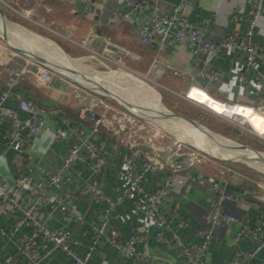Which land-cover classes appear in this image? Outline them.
<instances>
[{"label": "crops", "instance_id": "crops-1", "mask_svg": "<svg viewBox=\"0 0 264 264\" xmlns=\"http://www.w3.org/2000/svg\"><path fill=\"white\" fill-rule=\"evenodd\" d=\"M254 1L250 0V2L246 1V3L240 4V2L234 0H187L186 3L182 0H142V9L138 14H133L129 10L120 7L118 0H50L42 4L39 16L45 20L49 28L62 27L67 36L74 39L88 38L87 47L93 51L102 53L107 46L106 42H110L108 47L112 51L111 58L124 60L125 65L131 71L151 79L155 83L152 86L155 85L154 87H157L156 90L160 93L171 96H175L174 94L186 96L189 95L190 88L193 86L203 90L195 89L190 94L194 99L197 98V100L204 102L203 100L209 96L211 100L208 104L229 102L247 108L264 118L262 112L264 107V81H258V73L264 77V0L262 17L253 38L255 46L259 50L255 69L246 65L245 57L240 47L238 48L252 18L251 2ZM175 6H180L186 18L204 32L206 41L222 45L230 34L238 36L236 48L223 47L220 55L211 65L212 69L218 70L221 80L212 83L206 81L204 63L201 58L193 57L190 47H180L178 45L160 47L157 44L143 45L140 42L139 29L148 16L155 11L167 12ZM233 11L237 14L236 19L231 14ZM13 26L26 34L41 39V37L26 30L25 27L15 24ZM1 35L3 40L8 42L17 40V36L11 34L10 30H8V36H4L2 31ZM58 38L61 40L60 37ZM23 40L27 43L26 50L21 47L20 49L17 47L6 49L0 46V63H6L14 57V65L20 68L24 65L25 60L17 54H23L29 59L43 63L45 59L40 60L36 58L37 55L29 51L35 49L33 45H30L29 41ZM54 43L58 45L57 42ZM59 44L62 45L61 42ZM66 44L68 47H64L66 50L68 49L67 51L63 47L61 48L68 55L70 54L72 58L74 56H85L86 53L90 54L89 51L76 46L75 43L66 42ZM54 49L61 54L56 48ZM61 56L64 57L62 54ZM44 62H47V60ZM31 66L29 68L34 69ZM52 67L59 72V75L62 74L66 78L67 74L69 78L61 79L60 76H55L48 86L41 88L37 84L36 76L32 74L11 94L15 95L9 100L12 109H18L17 96L31 97L36 100L38 107L43 109L41 112L49 116L46 129L38 139L29 142L22 153L9 150L7 157L1 162L0 172L9 178L11 186L16 184L20 174L33 168V166L39 165L50 172H56L62 166L63 159L68 154L74 138L70 137L64 140L58 137V131L66 129L61 117L66 116L73 123H78V110L96 99V96L86 95L87 93L78 91L74 87L76 81L70 66L65 72L58 70L56 65H52ZM82 67L87 69L83 65ZM112 67L111 70L116 76L127 75L126 77H129V80L135 85L145 87L140 80L130 78L128 74H123L124 72L118 66L113 65ZM172 68H178L186 72V78L181 79L174 76L171 73ZM69 71L71 74L68 73ZM108 73L109 71L105 70L101 74ZM241 73L246 75L244 83L238 81V76ZM6 79L7 74L0 67V94L6 91ZM102 88H106L111 95L117 94L116 92L119 95L124 93L111 88L108 84ZM114 97L118 98L119 101L122 100L120 99L121 96L115 95ZM177 99L182 100L184 103H191L188 99L178 97ZM176 101L178 100L171 99L172 104H176ZM111 104L116 106L113 102ZM169 110L173 112L171 109ZM173 110L175 111L177 108L174 107ZM21 116L24 117L23 114ZM136 120V118H130L131 127L135 126ZM226 121L230 123V121ZM253 123L257 125L259 118L253 119ZM82 125L87 131L89 130L86 123ZM134 129H127L123 135L127 142L130 141L129 145L119 144L107 132L100 134L99 140L104 143V149L100 154L103 163L100 174H92L87 166L79 163L70 171L74 178L72 185L66 186L62 190L51 188L65 200L73 215L72 223L66 226L58 212L51 216L43 215L41 212L37 214L39 218L45 219L52 229L65 227L70 229L72 231L71 247L79 255H83L90 245L92 229L98 225V213L106 208L108 204L86 197L68 198L66 197L68 190L82 189L89 184L97 183L106 196L115 198L122 192L126 184L125 180L121 178L124 170V155L128 152H138L139 155L136 160L138 165L141 166L145 161V157L151 155L152 144L164 149L161 155L164 161L173 163L170 157L175 152V143L168 142L160 135H156L155 139L149 141L148 132L136 133ZM3 131V128L0 127V151L6 148L2 139ZM242 132L238 127L237 131L235 130L238 138L239 136L245 138ZM246 137L256 145V149L251 147L249 143L237 142V144L251 147L264 157V139L247 132ZM134 141L142 144L135 149L133 148ZM197 152L199 154L198 162L186 169L184 174L191 182L190 192L187 194H172L165 198L163 202V209L172 220L170 229L165 230L164 233L168 238H172L173 234L178 235L187 247L198 246L201 243L199 231L207 225L205 216L209 208V200L214 195L212 191L213 179L237 186L241 189L240 192H227L225 187L221 185L227 193L233 194L236 198L224 201L223 209L226 213L235 216L237 222L226 227H214L212 245L206 257L202 260V264H231L237 253L247 252L253 248V244L247 236H243L239 240L236 239V234L241 226H249L250 229L254 230L261 222H264V162L257 157L254 160L256 159L259 162H255L253 168H244L245 166L242 164L239 165L228 159H218L210 156L211 154H207L205 150ZM247 157H249V160L252 159L250 156ZM228 170L234 172L240 179L230 178L229 173H227ZM78 171H81V174H78ZM191 171H195L205 176V178L200 176L193 179L190 176ZM165 177V173L160 172L152 176L151 180L163 184ZM147 187H150L149 183ZM28 189L29 199L34 200V189L32 186H28ZM20 217H22L21 212L15 210L6 196L0 193V264H6V259L15 256L19 248L32 236L33 229L29 225H25L18 232H14V222ZM179 218L185 220L188 226L181 228L178 225ZM110 227L117 232L122 240L136 236L146 238L149 243V253L157 251L165 254L168 261L173 264H185L186 262V259L180 256L178 252L167 251L164 244L157 241V227L143 211L136 210L130 200H125L123 204L112 211ZM45 244V248L41 246V242L38 241L37 244L39 251L46 255L39 264H72V259L65 253L54 250L53 245L48 242ZM135 250L141 252L142 247L139 245ZM48 252L50 254L47 255ZM24 263L25 259L23 258ZM89 264H162V262L126 259L108 241L102 240ZM249 264H264V251Z\"/></svg>", "mask_w": 264, "mask_h": 264}, {"label": "built area", "instance_id": "built-area-1", "mask_svg": "<svg viewBox=\"0 0 264 264\" xmlns=\"http://www.w3.org/2000/svg\"><path fill=\"white\" fill-rule=\"evenodd\" d=\"M46 1L50 0H0V8L4 11L5 15L6 12L10 11L17 18L38 26H47L45 20L39 17V10ZM234 1L240 2V4H244L246 1L250 2V0ZM182 2L186 3L187 0H182ZM118 4L133 14H138L142 9V0H118ZM251 5L252 18L242 38V43H240L238 48L240 47L245 57L246 65L249 68L255 69L259 50L255 46L253 38L262 17L263 0H255L251 2ZM231 14H233L235 19L237 18V14L234 11ZM51 29L55 35L66 40V42L75 43L76 46L89 51L95 59H103V61L105 60L111 65L118 66L130 78L140 80L145 86L150 87L152 84H155L151 79L131 71L125 65L124 60L111 58L112 51L108 47L110 42L107 41V46L104 51L99 53L87 47L88 38L82 40L74 39L67 36L62 27H52ZM204 37V32L186 18L180 6H175L167 12H152L139 29V40L143 45L153 43L160 47L168 45L190 47L193 57L201 58L204 63V77L206 81L208 83L217 82L221 80L220 73L218 70L212 69L211 65L220 55L223 47L230 49L236 48L238 36L236 34H230L222 45L206 41ZM17 55L22 56L25 60L24 65L20 68L14 65V57L6 63H0L1 69L7 74L5 81L6 91L0 94V127L4 130L2 139L6 146L5 149L0 151V164L7 157L9 150L22 153L29 142L38 139L46 129L47 119L49 117L39 110L36 101L31 97L17 96L18 109H12L9 105V100L11 97H15V95H11L13 90L18 88L32 74L36 76L37 84L41 88H45L52 82L55 76H59L58 73L54 72L53 68L51 69L46 64L29 59L23 54ZM30 66L34 69H30ZM88 71L92 76L95 75L97 77L99 75L97 71L90 68ZM171 73L181 79H185L187 76L186 72L178 68H172ZM238 81L239 83H244L246 81V75L244 73L239 74ZM258 81H264V77L259 73ZM74 87L78 91L85 93L90 91L94 93L92 95L96 96V99L89 105H84L78 110V123H73L66 116L61 117V121L66 125V129H60L57 133L58 137L64 140L70 137L74 138L73 143L69 147L68 154L63 159L62 166L56 172H50L39 165L33 166V168L20 174L16 184L12 186L10 185L9 178L0 172V193L5 195L13 208L22 214V217L16 219L14 222V232H18L25 225H29L33 229L31 238L19 248L15 256L6 259V264H23V258L25 259L24 264H39L46 255H43L39 251L37 247L38 241L41 242V246L44 248L46 247L45 243L48 242L53 245L54 250L65 253L72 259V264H89L102 240L108 241L126 259L142 260L145 262L156 260L162 262V264H173L168 261L165 254L157 251L149 253V243L146 238L136 236L122 240L119 238L117 232L110 227L112 211L123 204L125 200H130L136 210L143 211L147 218L152 220L157 227L156 239L158 242L164 244L167 251L178 252L180 256L186 259L185 264H202L203 258L206 257L212 245L214 227H226L237 222L235 216L226 213L223 209L224 201L236 198L233 194L227 193L219 183L214 182L212 186L214 195L209 200V208L205 216L207 225L199 231L201 243L198 246L187 247L178 235L173 234L172 238L165 236L164 231L170 229L172 224V220L168 217L167 212L164 211L162 206L165 198L172 194H187L192 188L191 182L184 174L186 173V169L198 162L199 154L195 152V146L190 144L181 145L174 140L176 144L174 153H186L189 160L187 166L164 161L160 155L161 152H164V149L153 144L151 145V155L145 157V161L141 166L138 165L136 160L139 155L138 152H128L125 154L123 157L124 170L121 178L125 180L126 184L122 192L115 198L106 196L97 183L89 184L82 189L67 191L66 197L68 198L77 199L79 197H86L108 204L106 208H103L98 213V225L93 227L91 243L83 255L77 254L72 249V231L70 229L67 227L52 229L48 226L45 219L39 218L37 215L39 212L47 216L58 212L62 220L66 223V226L73 222V215L65 200L58 193L51 190V188L62 190L66 186L72 185L74 178L70 174V171L79 163L87 166L92 174L97 175L101 173L103 163L100 154L104 149V143L99 140L100 134L107 132L116 142L122 145H129L123 135L127 129L132 130L133 128H135L136 133L148 132L149 141L155 139L156 135L160 134L172 139L164 130H156L152 125L145 124L141 120L143 118L141 115L147 111L144 112V110L133 105V107L137 108V111H135V108H128L116 97H110L108 94H103L94 89H86L79 84ZM154 88L152 90L156 94L157 102L164 108L162 104L163 97L156 90L157 88ZM159 89L162 90L161 88ZM195 89L201 90L191 86L189 95H174L178 98H184L190 100V102L198 103L190 99L192 97L190 94ZM108 99L119 103L124 110L111 104V101ZM120 99L123 98L120 97ZM221 104L227 107V109L237 106L229 102ZM262 112L264 114V107L262 108ZM22 114L24 117L21 116ZM131 117L137 119L134 127H131V123H129ZM165 120L167 121L166 118ZM85 123L89 127L88 131L83 128L82 124ZM148 127L156 131L151 133L152 131ZM249 131L264 139V129L258 131L255 127H252ZM141 144V142L134 141L133 148L137 149ZM160 172H164L166 175L163 184L151 180L152 176ZM227 173H229L230 178L235 180L240 179L230 170ZM78 174H81V171H78ZM148 183L150 187H147ZM28 186H32L34 189V200L29 199ZM178 225L184 228L188 226V223L179 218ZM243 236L249 238L253 244V248L247 252L237 253L231 264H249L264 251V222H261L254 230L250 229L249 226L242 225L236 234V239L239 240ZM139 245L142 247L141 252L135 250ZM48 254L50 253L48 252Z\"/></svg>", "mask_w": 264, "mask_h": 264}, {"label": "rangeland", "instance_id": "rangeland-1", "mask_svg": "<svg viewBox=\"0 0 264 264\" xmlns=\"http://www.w3.org/2000/svg\"><path fill=\"white\" fill-rule=\"evenodd\" d=\"M6 15H7V18L9 21H11L12 23H14L17 26L20 25L22 27H25L26 30L31 31V33L41 37V39L36 38L34 36H31L28 33L26 34L22 30L17 29L16 26L14 27L13 25L9 24L10 26H7V28H8V30L11 31V34H14L15 36H17L16 37L17 40L9 41V42L6 40H3V38H2L3 36L1 35L2 26H1V22H0V42H1L0 46H2V48L4 47L7 49L8 47L10 48V46H11V47H17L19 49L21 47V48H24L26 50L27 43H25L23 40V39H25V40L29 41L30 45H33V48H35V49L29 50V51L31 53H33L34 55H37L36 58H38L40 60H43V59L47 60V62H44L45 61L44 60L43 63L46 64L48 67L51 66L50 67L51 69L53 68L52 65L59 66V65H63V64L68 63L67 65H69L72 68V72L74 73L73 74L74 79L79 81L80 83L86 82L83 84L90 85V86H92V85L96 86L98 83L108 84L111 88H113L117 91H120V92L123 91L124 93L120 95L123 99H125L131 105H134V106L138 107L139 109L144 110V112L145 111L148 112V113L145 112V114L141 115L143 117L141 120L145 124L147 123L148 125L149 124L152 125L156 130L157 129L169 130V131H173L177 134L181 133L185 137L189 136V135H187V133H185L181 129V127L179 126L178 123L174 124V122H170L168 120L166 121L165 118L161 117L162 116L161 114H160L161 116L158 115L159 113L157 114L156 111H158L157 110L158 107L160 109L162 107L157 102L156 94L153 92L152 89H149L146 86L144 87L143 85L142 86L141 85H135L133 82H131L129 80V77H126L127 75H123L122 77L116 76L114 74V72H110V71H112L111 68H113L112 67L113 65L109 64L105 60L103 61V59H101V60L95 59L90 54L86 53L85 56L83 55L80 57L74 56L75 58L73 57V59H75V61H77L79 64L74 62L73 60L68 58L66 55H63L61 53L64 56V57H62L61 54H59L54 49L53 46L48 44V42H52V43L57 42L60 47H62V45H64L65 47L66 46L68 47V45L66 44V40H64L62 38L60 40L55 35V33L52 32L51 28H49L48 26H45V25L38 26V25L32 24V23L25 21V20L23 21L22 19L13 16L12 12H10V11L6 12ZM13 17H14V19H12ZM14 32H16V33H14ZM60 42L62 45L59 44ZM6 45L7 46L9 45V46L7 47ZM77 50L78 49L76 48V51ZM40 57H42V58H40ZM63 58L66 60H63ZM54 60L56 62H54ZM82 65L84 67H87V69L83 68ZM89 68L97 71L98 72L97 74H99L101 76L100 77H99V75L97 77L95 75L92 76L91 73L88 71ZM67 69H68V67H66V70ZM53 70H54V68H53ZM105 70L109 71V73L108 74H101V73L105 72ZM54 72L59 74V72H57L56 70H54ZM59 76L61 79L65 78L62 74H60ZM65 79H68V78H65ZM76 83L74 82V84H76ZM82 83H81V86H85V85H82ZM78 84L79 83H77L76 85H78ZM86 87L87 86H85L84 88H86ZM150 87L154 88V86H150ZM93 88H96V87H93ZM93 88H91V89H93ZM156 88L157 87H155L154 89H156ZM97 91L102 92L103 94L111 95L110 92L106 88L98 89ZM87 93L94 94L90 91H87ZM116 93L118 95L114 93L113 96H115V95L119 96V93L118 92H116ZM174 97H176V96H174ZM190 99H192V100H194L200 104L192 103V102L191 103H188V102L184 103V102H181L180 100L176 99V100H178V101H176V104L178 105V108H180V113L183 111H185V113L187 112L186 117H188L194 121L196 120V122H197V120L200 121L201 119L199 117H197L196 115L198 114V112H201L203 114L204 119H205V120H203V118H202V120H201L202 121L201 123H203V125H206V122H205L206 120H208V123L211 125H218V124L222 123L223 119H226V120L230 121V124H232L235 127H238L241 131H243V133L245 134V137H246V132L250 133L249 129L252 128V125L246 119H241L237 116L226 115L223 112H219V111L209 107L208 102L211 100L209 96H207V98H205L203 100L204 102L197 100V98L194 99V97H190ZM108 100L113 102L118 108L124 110L123 107L121 105H119V103H117L116 101H113L111 99H108ZM162 104H163V102H162ZM202 104H204V105H202ZM165 106L169 109L167 104H165ZM162 109H164V108H162ZM159 112H160V110H159ZM127 113H129V112L127 111ZM174 113H176V112H174ZM157 117H160V118H157ZM203 125H201V126H203ZM203 127L205 129H207L210 134H212V137L219 139L223 143L226 142L225 144H227L228 146L232 145L233 147H235L236 145H238L237 141H235L233 139L231 140V139L226 138V137H224V136H222L216 132H213L212 130L206 128L205 126H203ZM148 128H150V130L153 133L156 131L155 129H153L151 127H148ZM160 136L165 138V140H167L168 142L171 141L174 143V140L166 137V135L160 134ZM254 142H256V141H254ZM128 143L130 144V141ZM203 144L207 147L208 151L207 150L206 151H207V154H209V155L211 154L210 156H214L218 159H228V160H230L234 163H237L239 165L242 164L243 166H245L244 168H247V167L253 168V166H255V162H257V163L259 162L256 159L255 160L254 159L249 160V157H247V156H250L252 154L250 153V155H249L247 153L248 151L245 152L246 154L243 153V156L233 157V155H234L233 153L238 152V151H234V150L229 149V148H224V147L219 146V145H211L208 143H203ZM251 145L256 147V145H254V143H252V142H251ZM194 149H197V150H195V152L200 150L196 146L194 147ZM219 149H221V150H219ZM222 149H224V150H222ZM200 151H202V150H200ZM162 154H163V152H161L160 155H162ZM251 157H253V156H251ZM253 158H255V157H253Z\"/></svg>", "mask_w": 264, "mask_h": 264}, {"label": "bare ground", "instance_id": "bare-ground-1", "mask_svg": "<svg viewBox=\"0 0 264 264\" xmlns=\"http://www.w3.org/2000/svg\"><path fill=\"white\" fill-rule=\"evenodd\" d=\"M15 27V26H14ZM15 51V50H14ZM15 52H17V51H15ZM40 53V52H39ZM60 60V59H59ZM63 60H66V59H64L63 58ZM54 62H56L55 60H54ZM62 62V61H61ZM68 64V63H67ZM67 64H63V65H59V66H57L56 65V67H57V69L58 70H62L63 72H65L66 71V67H68L69 65H67ZM72 71V70H71ZM69 74H71L70 73V71L68 72ZM100 77V76H99ZM66 78H69V75H67L66 74ZM71 78V77H70ZM77 83H79L80 85H81V83L79 82V81H77V80H75ZM83 83H86V82H83ZM82 83V85H85V86H87L88 88H93V87H96V88H93L94 90H98V89H100V88H102L104 85H106V84H101V83H98L96 86L95 85H92V86H90V85H86V84H83ZM85 86H83V87H85ZM86 87V88H87ZM118 95V94H117ZM151 100V99H150ZM128 108H130V109H134L135 107H133L129 102H127L126 100H124V99H122L121 100ZM216 102V101H215ZM217 103H219V102H217ZM220 104V105H219ZM219 104H215V103H210V104H208L209 105V107H211V108H213V109H215V110H217V111H219V112H223L224 114H226V115H230V116H237V117H239V118H241V119H246L250 124H252V126H254L255 128H256V130H258V131H261L262 129H263V125H264V118H262V116H259V115H257V114H255L254 112H252V111H250V110H248L247 108H244V107H241V106H236V107H232L231 109H227V107H225V106H223L221 103H219ZM148 110V109H147ZM158 113L159 114H161V115H165L166 117V119L168 120V121H170V122H174V124L175 123H178L179 124V126L181 127V129L185 132V133H187V135H189L188 137H185L183 134H177V133H175V132H173V131H169V130H164V132H166L173 140H175L177 143H180L181 145H186V144H190V145H192V146H196L198 149H202V150H204L205 149V151L207 150V147L203 144V143H208V144H211V145H219V146H222V147H224V148H229V149H232V150H234V151H238V152H234L233 154V157H235V156H243V153L244 154H246L245 152H247V151H242V150H240L239 151V149H236V147H233L232 145L231 146H228L227 144H225V143H223V142H221L219 139H217V138H214V137H212V136H210V135H208V134H206V133H204V132H202V131H200L199 129H197V128H195L194 126H192L191 124H189L187 121H185V120H183V119H172V118H169V117H167V114H168V112H166L164 109H160L159 107H158ZM159 110H160V112H159ZM135 111H137V108H135ZM255 118H259V123L257 124V125H254V123H253V119H255ZM203 142V143H202ZM209 149V148H208ZM219 150H221V149H219ZM222 150H224V149H222ZM208 151V150H207ZM249 155H250V153L252 154V155H250V157L251 156H253V157H255V158H257V156L253 153V152H250V151H248L247 152ZM253 157H251L252 159H254Z\"/></svg>", "mask_w": 264, "mask_h": 264}, {"label": "water", "instance_id": "water-1", "mask_svg": "<svg viewBox=\"0 0 264 264\" xmlns=\"http://www.w3.org/2000/svg\"><path fill=\"white\" fill-rule=\"evenodd\" d=\"M0 19H1V26H2V33L4 36H8V28L7 26L10 24V25H13L14 23H12L11 21L8 20V18L6 17L4 11L0 8ZM43 39V38H42ZM48 44L52 45L54 48H56L60 53H62L63 55H66L68 58H70L71 60H73L74 62L78 63L77 61H75V59H73L71 56H69L61 47H59L57 44L55 43H52V42H48ZM79 64V63H78ZM110 97H114L113 95H109ZM115 98V97H114ZM164 109L166 112H168L167 114V117L169 118H173V119H183L185 121H187L189 124H191L192 126H194L195 128L199 129L200 131L212 136V134L209 133V131L207 129H205L203 126H201L199 123H197L196 121L184 116V115H181V114H177V113H174V112H171L167 107L164 106ZM162 117H166L164 114L162 115ZM236 149H239V150H246V151H250V152H253L258 158L259 160L263 161L264 162V158L263 156L261 155L260 152H258L257 150L251 148V147H248V146H244V145H236L235 146ZM171 161L175 164H178V165H182V166H187L188 165V155L186 153H173L170 157ZM190 176L193 178V179H197L198 177L202 176L203 178H205V176L203 175H200L198 174L197 172L195 171H191L190 172ZM213 182L215 183H219L220 185L224 186L225 187V190L227 192H233V191H236V192H240L241 189L237 186H234L232 184H227L225 182H222L220 180H217V179H213Z\"/></svg>", "mask_w": 264, "mask_h": 264}, {"label": "trees", "instance_id": "trees-1", "mask_svg": "<svg viewBox=\"0 0 264 264\" xmlns=\"http://www.w3.org/2000/svg\"><path fill=\"white\" fill-rule=\"evenodd\" d=\"M64 49H65V51H67L66 50V48L64 47V45L62 46ZM63 72V71H62ZM161 95H162V97H163V103L164 104H167L168 105V107H169V109H171L173 112H176V111H178L177 113H179V114H182V115H184V116H186L187 115V112L185 113V111H183V112H181L180 113V108H178V105L177 106H175L176 104H172L171 103V99L173 100H176L177 98H175L174 96H171V95H169V94H166V93H161ZM178 100H180V99H178ZM36 101V100H35ZM181 102H183L182 100H180ZM174 107H176L177 108V110H173V108ZM39 108V110L41 111V110H43V109H41L40 107H38ZM197 117H199L201 120H202V118H203V120H205L204 119V117H203V114L201 113V112H198V114L196 115ZM199 121V120H197V122L199 123V124H201V125H203V123H201L202 121ZM196 121V120H195ZM206 122V125H203V126H205L206 128H208V129H210V130H212L213 132H216V133H218V134H220V135H222V136H224V137H226V138H229V139H233V140H235V141H237V142H242V143H249L250 144V146L251 147H253V148H255V146H253V145H251V142L248 140V138L247 137H245L244 138V136L243 137H240L239 136V138L236 136V134H235V130L237 131V127H235V126H233L232 124H230L229 122H227L226 120H222V123L221 124H218V125H211V124H209L208 123V120H206L205 121ZM243 133V132H242ZM244 134V133H243ZM245 135V134H244ZM243 138V139H242ZM256 142H259V141H256ZM256 149V148H255ZM228 176V175H227ZM229 178V177H228Z\"/></svg>", "mask_w": 264, "mask_h": 264}]
</instances>
